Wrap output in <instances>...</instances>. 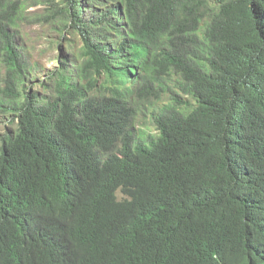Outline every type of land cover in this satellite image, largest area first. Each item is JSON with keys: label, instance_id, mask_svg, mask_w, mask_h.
Here are the masks:
<instances>
[{"label": "trees", "instance_id": "trees-1", "mask_svg": "<svg viewBox=\"0 0 264 264\" xmlns=\"http://www.w3.org/2000/svg\"><path fill=\"white\" fill-rule=\"evenodd\" d=\"M62 15L84 45L83 53L96 67L95 72L111 70L105 64L106 47L100 41L116 42L120 35L128 36L120 43L129 57L149 61V55L161 53L164 71L174 67L184 83L180 88L190 93L198 107L187 111L177 106L161 120L164 133L143 156L118 159L111 157L106 171L83 175L58 174L66 159V151L52 147L48 153L47 137L33 128L31 109L24 111V120L15 135L1 138L0 149V247L6 234L22 235L19 217L27 218L23 205L39 188H54L67 194L71 182L85 181L88 186L78 200L70 202L79 224L88 223L98 229L103 226L121 243L119 249L110 239L87 240L69 225L63 229L82 248H94L107 264H208L214 252L226 250L213 242V219L220 201L227 198L221 183L235 195L245 182L242 166L236 155L252 170L264 174V93L245 86L256 63L264 57V0H62ZM84 4V5H83ZM6 0H0V105L18 98L30 64L15 43L10 23L16 25L20 10ZM89 14V16L87 15ZM122 19L126 20V32ZM150 49L152 53L150 54ZM160 51V53H159ZM92 59V60H91ZM160 58L153 60L159 64ZM2 65L6 72L1 74ZM2 67V68H1ZM159 80V74L155 77ZM154 80V81H155ZM154 84V82H153ZM153 84L144 88L147 98ZM24 90L25 87L23 86ZM23 90V91H24ZM178 102L180 98H175ZM188 102H186L187 104ZM19 101L14 106H19ZM245 105L246 108L241 109ZM254 114L246 120L234 121L240 111ZM133 112L131 110V116ZM130 116L121 101L107 106L100 118L86 120L84 127L111 120L112 126L97 132L99 138L116 132L120 120ZM260 121V122H259ZM264 147V146H263ZM137 169L121 175L125 169ZM249 169V168H248ZM251 168L249 171H252ZM131 200L116 206L113 214L105 208L114 200V188L128 184ZM17 185V193L9 187ZM234 185L232 188L231 186ZM20 188V189H19ZM23 207V208H22ZM143 217L140 232L125 234L122 221L129 216ZM12 255H17L20 243ZM252 255L239 262L246 264L260 249L252 242ZM95 264H105L96 261Z\"/></svg>", "mask_w": 264, "mask_h": 264}, {"label": "clouds", "instance_id": "clouds-1", "mask_svg": "<svg viewBox=\"0 0 264 264\" xmlns=\"http://www.w3.org/2000/svg\"><path fill=\"white\" fill-rule=\"evenodd\" d=\"M122 23L125 27L120 29L126 32V20ZM126 38L128 36L120 35L116 42L100 41L99 46L107 48L106 52L102 53L105 55L102 60L106 65L101 68L109 67L110 72L104 70L95 72L96 67L83 53L84 43L80 39L82 45L79 51H67L63 57H60L58 68L51 76L46 77L49 79L43 83L41 93L38 90L31 93L28 91L24 83L26 75L23 84L20 85L22 87L20 93L23 92L24 97L20 94L18 98L12 99L13 102L0 105L2 112L12 113V122L17 128L24 120V111L31 109L33 118H30L29 122L33 121L32 127L41 129L46 135L48 153L51 154L52 147L66 151V159L58 174L71 176L96 173L98 177L106 171V163L111 157L128 159L143 156L144 151L157 142L164 133L161 120L169 111H176L177 106L180 110L186 107L187 111L198 107L194 96L185 93L179 87L184 80L177 70L171 67L170 73L164 71V59L160 51V55L151 54L152 49H150L149 61L135 60L128 56V50H121L120 43ZM157 58H160L161 62L153 64V60ZM158 74L159 80H155ZM175 76L180 78L177 83L178 91L170 94L158 111L149 113L148 123L156 129V133L145 131L144 127L136 123L138 114L143 113V107L149 103L144 101L150 98L163 99V94L169 89L168 79ZM249 76L245 86L264 93V57L256 63ZM152 84V92L147 98H143V89L149 88ZM175 98H180L182 103L177 104ZM16 101L20 103L18 107L14 106ZM114 101H121L130 111V116L120 120L113 135L99 138L97 132L112 126L110 119L96 122L89 127H84L83 124L92 118L99 119L102 112H106L107 106ZM244 108L245 105L241 106V109ZM239 111L240 119L237 117L234 121L241 122L240 120L249 119L254 115L252 109ZM17 128L6 131L3 135H15ZM1 137L0 149L4 146ZM259 146H262L261 153L264 159V145ZM244 157H246L245 150L242 158L236 155L237 165L242 166L243 177L246 180L235 195L227 191L221 183L228 196L220 201V205L215 210L213 219L217 220V225L211 231V235L213 242L218 241L226 250L212 253L215 260L208 264H225L233 259L241 262L239 257L242 259L245 255L253 254V249L250 247L252 242L260 244V249L255 254V263L264 264V174L246 166L242 160ZM136 169V167H131L127 171L124 169L120 174H130ZM130 184L132 182L118 184L113 191L114 200L106 204L105 208L113 214H118L116 206L122 210L123 205L131 200V195L126 193L127 188L125 190ZM87 186L85 181H71L67 185L66 192L69 194L67 196L55 192L52 187L39 188L35 191L23 205L26 208L27 218L19 217L22 235L17 237L14 233H9L3 237L0 264H95L96 261L107 264L94 248H82L71 234L63 231L69 225L76 226L77 231L87 240L110 239V243L119 249L121 243L126 248H132L128 243L118 241L104 226L98 229L89 226L88 223L82 226L79 224L78 215L69 203L83 196ZM231 187L233 188L234 185ZM9 191L11 194H16L17 185L9 187ZM121 221L127 235L135 236L143 225V217L136 218L130 215L127 220ZM17 240L20 248L17 255H12L11 251L17 249ZM246 264H253V258Z\"/></svg>", "mask_w": 264, "mask_h": 264}, {"label": "rangeland", "instance_id": "rangeland-1", "mask_svg": "<svg viewBox=\"0 0 264 264\" xmlns=\"http://www.w3.org/2000/svg\"><path fill=\"white\" fill-rule=\"evenodd\" d=\"M14 9L20 10V19L16 25L10 23V32L15 33V43L19 51L30 64V69L25 80V86L31 93L38 90L41 93L43 83L48 81L60 63V57L64 53L79 51L81 40L76 32L66 24L62 15V0H6ZM84 5V4H83ZM12 8V10H13ZM14 11V10H13ZM89 16V14H87ZM123 20V19H122ZM121 20V21H122ZM7 22L5 17L0 16V24ZM124 22V20L122 21ZM1 74L6 72L2 66ZM180 78L175 76L168 79L169 89L163 94V99L150 98L147 105L138 114L136 123L144 127L145 131L156 133V129L149 125L148 120L152 112L158 111L169 95L178 91ZM181 95L183 92L179 90ZM17 125L12 122V113L0 110V137L6 132L15 130ZM1 145V142H0Z\"/></svg>", "mask_w": 264, "mask_h": 264}]
</instances>
